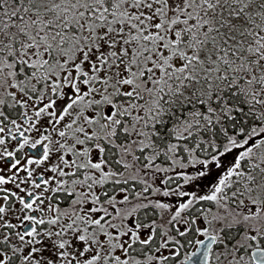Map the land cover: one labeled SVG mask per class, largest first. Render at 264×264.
<instances>
[{
    "label": "snow or ice",
    "instance_id": "1",
    "mask_svg": "<svg viewBox=\"0 0 264 264\" xmlns=\"http://www.w3.org/2000/svg\"><path fill=\"white\" fill-rule=\"evenodd\" d=\"M0 264H264V0H0Z\"/></svg>",
    "mask_w": 264,
    "mask_h": 264
}]
</instances>
